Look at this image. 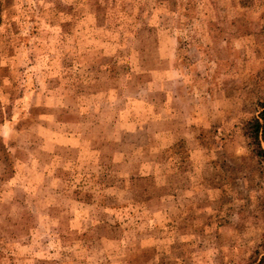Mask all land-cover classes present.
<instances>
[{
	"label": "rangeland",
	"instance_id": "374dc122",
	"mask_svg": "<svg viewBox=\"0 0 264 264\" xmlns=\"http://www.w3.org/2000/svg\"><path fill=\"white\" fill-rule=\"evenodd\" d=\"M263 108L264 0H0V264H264Z\"/></svg>",
	"mask_w": 264,
	"mask_h": 264
},
{
	"label": "trees",
	"instance_id": "16d2710c",
	"mask_svg": "<svg viewBox=\"0 0 264 264\" xmlns=\"http://www.w3.org/2000/svg\"><path fill=\"white\" fill-rule=\"evenodd\" d=\"M251 137L259 144V150L264 155V149L261 147L262 141L264 142V108L258 117H254L250 123ZM261 264V263H259Z\"/></svg>",
	"mask_w": 264,
	"mask_h": 264
}]
</instances>
